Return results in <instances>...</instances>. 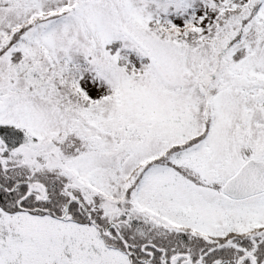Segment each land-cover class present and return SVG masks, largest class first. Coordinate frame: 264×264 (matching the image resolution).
Here are the masks:
<instances>
[{
  "label": "snow or ice",
  "instance_id": "1",
  "mask_svg": "<svg viewBox=\"0 0 264 264\" xmlns=\"http://www.w3.org/2000/svg\"><path fill=\"white\" fill-rule=\"evenodd\" d=\"M0 264H264V0H0Z\"/></svg>",
  "mask_w": 264,
  "mask_h": 264
}]
</instances>
